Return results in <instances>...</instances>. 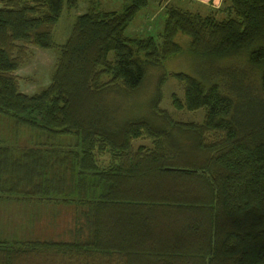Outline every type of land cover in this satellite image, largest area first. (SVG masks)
<instances>
[{
  "label": "trees",
  "instance_id": "obj_1",
  "mask_svg": "<svg viewBox=\"0 0 264 264\" xmlns=\"http://www.w3.org/2000/svg\"><path fill=\"white\" fill-rule=\"evenodd\" d=\"M77 2L0 0V204L73 205L86 218L67 240L0 225V264H264V0H230L222 19L170 5L157 37L126 35L150 0L121 11L89 0L58 45L56 24ZM179 33L200 69L171 73L185 95L174 105L205 109L201 122L160 105ZM30 45L59 51L32 95L16 74ZM150 74L153 93L131 107ZM112 204L134 219L115 228Z\"/></svg>",
  "mask_w": 264,
  "mask_h": 264
},
{
  "label": "rangeland",
  "instance_id": "obj_2",
  "mask_svg": "<svg viewBox=\"0 0 264 264\" xmlns=\"http://www.w3.org/2000/svg\"><path fill=\"white\" fill-rule=\"evenodd\" d=\"M99 9L105 11H121L130 0H99ZM193 1V2H192ZM150 0L148 7L141 10L126 30L129 37H157L162 33L166 19L168 6H178L202 14H209L213 11L218 18H225L228 14L227 6L230 0L215 2L219 7L197 0ZM89 7V0H78L75 7L65 5L62 16L59 18L55 30L54 39L58 45H62L70 35L73 24L79 15L84 14ZM176 40L183 46V51L166 60L165 66L169 73L168 79L163 87V99L161 107L167 109L175 119L180 121L201 122L204 119L205 109L189 111L178 109L174 105V99L178 98L184 102L183 83L176 79L173 72H187L197 75L200 69L198 58L192 56L187 47L190 37L179 33ZM59 51L57 49H42L30 45L28 57L20 69L16 71L19 77L21 91L32 95L41 91L50 82L58 62ZM106 78V77H105ZM155 75L150 74L143 86L129 96L131 107L146 104L151 92L153 93V82ZM144 107V106H143ZM136 146L144 144L149 146L146 140H137ZM102 160H108L101 157ZM18 203L0 204V225L6 233L14 234L23 238L52 239L60 240L70 237L74 227L73 209L54 205L32 206ZM32 211V213H31ZM28 263L43 264V258L35 255Z\"/></svg>",
  "mask_w": 264,
  "mask_h": 264
},
{
  "label": "crops",
  "instance_id": "obj_3",
  "mask_svg": "<svg viewBox=\"0 0 264 264\" xmlns=\"http://www.w3.org/2000/svg\"><path fill=\"white\" fill-rule=\"evenodd\" d=\"M197 1H202L204 3H207V4L211 5L214 8L215 7L216 8L219 7V5H215L214 4L215 2H217L216 0H197ZM221 1L222 0H218V2H221ZM146 141L149 142L150 145L148 147H150L151 146V142L149 140H146ZM141 145L147 146V145H144V144H140L138 146H141ZM135 146H136V144H135ZM138 146H136V147H138ZM125 193L131 194V193H133V191L132 190L131 191H125ZM61 207H63V206H61ZM68 207H70V209H73V211H74V215H73L74 227H73V229L71 231L70 237H67L66 240L67 239H71L73 237V235L75 234L76 230H78L81 225L86 223V218L84 216H81V214H80L82 208L79 211H77L75 206H73V205L68 206ZM68 207H65V208H68ZM102 210H103V214L100 217H98L99 219H104L106 217L105 208H102ZM111 210H112L111 216H113V219H112L113 224L115 225V228H118V229H121V227L120 226L117 227V225H116L117 223L120 224L122 221H125V224L128 225L130 218L133 220L134 217H135V215H132L129 210H127V212H126V210L124 208H121L119 206H115L113 204L111 205Z\"/></svg>",
  "mask_w": 264,
  "mask_h": 264
}]
</instances>
